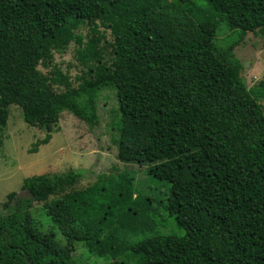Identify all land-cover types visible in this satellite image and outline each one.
I'll return each mask as SVG.
<instances>
[{"label":"trees","instance_id":"trees-1","mask_svg":"<svg viewBox=\"0 0 264 264\" xmlns=\"http://www.w3.org/2000/svg\"><path fill=\"white\" fill-rule=\"evenodd\" d=\"M248 32L264 39V0H0V132L10 104L42 143L64 112L94 129L110 91L117 157L164 186L111 176L48 200L42 220L33 203L81 171L28 181L0 212V264H81L79 245L104 264H264V76L248 87L234 52ZM72 43L76 85L39 69Z\"/></svg>","mask_w":264,"mask_h":264},{"label":"rangeland","instance_id":"rangeland-1","mask_svg":"<svg viewBox=\"0 0 264 264\" xmlns=\"http://www.w3.org/2000/svg\"><path fill=\"white\" fill-rule=\"evenodd\" d=\"M80 32L84 35L87 28L82 27ZM228 33L229 30L221 25L216 41L221 45L224 44ZM106 34L109 36V30L106 31ZM75 48L76 45L72 43L64 53H54L51 67L39 66V69L49 72L55 65L76 85L77 81H74V78L79 73L80 64ZM234 52L243 64L241 75L247 86L258 83L264 76V39L261 35L252 32L246 33L245 40L239 43ZM259 102L261 105L264 104L262 99ZM7 112L5 126L0 132L2 140L0 147V212H6L7 206L17 196L28 194L25 191L28 181L38 182L42 176L53 178L54 175L64 174L72 169L81 171L80 179L64 185V188L60 187L61 190H56L42 201H35L31 208L35 217H40L43 220L40 209L48 200L55 199L72 190L85 188L95 181L108 182L111 176L120 174L127 176L134 174L135 182L132 181L129 187L133 184L140 185L147 182L151 184L155 193L157 191L159 194L163 191L164 186L161 182H157L158 184L155 186L154 181L145 176L144 165L126 163L117 157L115 145L111 140V136L115 132L114 122L117 112L116 100L112 92L104 91L101 96L99 102L100 126L89 129L86 124L72 114L64 112L59 118L56 130L50 133L47 143L41 142L42 138H45L46 132L36 125L27 123L17 105L10 104L7 107ZM98 174L106 175L97 179ZM138 188L143 190L141 187ZM129 192L131 193V191ZM132 192V196L138 193L136 190ZM44 222L42 230H50L48 228L52 227L51 223L45 220ZM87 254L86 248L79 245L72 253V257L81 264H89L92 261L94 264H104L107 261L105 258H99L93 254L88 258L84 257Z\"/></svg>","mask_w":264,"mask_h":264}]
</instances>
